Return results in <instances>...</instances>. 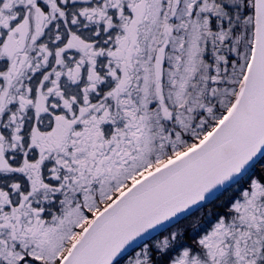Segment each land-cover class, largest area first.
I'll list each match as a JSON object with an SVG mask.
<instances>
[{
  "label": "snow or ice",
  "instance_id": "snow-or-ice-1",
  "mask_svg": "<svg viewBox=\"0 0 264 264\" xmlns=\"http://www.w3.org/2000/svg\"><path fill=\"white\" fill-rule=\"evenodd\" d=\"M0 264H264V0H0Z\"/></svg>",
  "mask_w": 264,
  "mask_h": 264
}]
</instances>
